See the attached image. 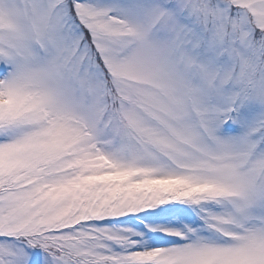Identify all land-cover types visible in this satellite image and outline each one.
<instances>
[{"label": "snow or ice", "instance_id": "snow-or-ice-1", "mask_svg": "<svg viewBox=\"0 0 264 264\" xmlns=\"http://www.w3.org/2000/svg\"><path fill=\"white\" fill-rule=\"evenodd\" d=\"M0 264H264V0H0Z\"/></svg>", "mask_w": 264, "mask_h": 264}]
</instances>
